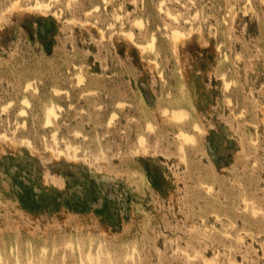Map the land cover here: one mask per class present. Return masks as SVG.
Returning <instances> with one entry per match:
<instances>
[{
    "label": "rangeland",
    "instance_id": "1",
    "mask_svg": "<svg viewBox=\"0 0 264 264\" xmlns=\"http://www.w3.org/2000/svg\"><path fill=\"white\" fill-rule=\"evenodd\" d=\"M36 1L0 0V264H264V0Z\"/></svg>",
    "mask_w": 264,
    "mask_h": 264
},
{
    "label": "bare ground",
    "instance_id": "2",
    "mask_svg": "<svg viewBox=\"0 0 264 264\" xmlns=\"http://www.w3.org/2000/svg\"><path fill=\"white\" fill-rule=\"evenodd\" d=\"M17 1V0H16ZM31 1V0H30ZM49 1V0H48ZM105 1V0H104ZM162 1V0H161ZM54 2V1H53ZM65 2V1H64ZM66 2H68V1H66ZM26 3V2H25ZM113 3V2H112ZM13 4H15V2H13ZM35 5L32 7V8H34L35 10H37V11H45V10H48V8H49V5L47 4V3H45L44 1L42 2V1H39V0H37L35 3H34ZM55 4H56V1H55ZM23 6L25 5V4H22ZM65 5V4H64ZM103 5V4H102ZM32 6V5H31ZM69 6V5H68ZM105 6V5H104ZM159 6V5H158ZM26 7V6H25ZM30 8V7H29ZM54 8V7H53ZM52 8V9H53ZM163 9V8H162ZM34 10V11H35ZM114 10V9H113ZM49 12H50V10H49ZM90 12V11H89ZM115 12V11H114ZM166 12V11H165ZM167 13V12H166ZM171 13V12H170ZM165 14V13H164ZM168 15V14H167ZM117 16H119V15H116V17ZM174 16V15H173ZM170 17H172V14L170 15ZM173 20V19H172ZM177 20H175V22H176ZM173 22V21H172ZM176 24V23H175ZM172 31V30H171ZM172 34V33H171ZM130 36V35H129ZM173 36H174V38H176V39H180L183 35H182V33L181 32H179V31H177V30H175L174 29V31H173ZM172 37V36H171ZM131 38V37H130ZM153 40H154V38H153ZM152 41V40H151ZM150 43H152V42H150ZM149 45V44H148ZM150 46V45H149ZM149 46L147 47V48H149ZM151 49V48H150ZM218 49V48H217ZM79 77H81V76H79ZM80 79V78H79ZM79 79H78V81H79ZM29 83V82H28ZM27 83V85H29ZM79 83V82H78ZM82 83V82H81ZM228 84V83H227ZM227 84L225 83V86H227ZM26 85V87H28ZM226 88V87H225ZM24 89H25V87H24ZM59 92H60V90H58ZM55 92V91H54ZM25 98V97H24ZM23 101V100H22ZM26 100H24V102H25ZM23 102V103H24ZM26 103H27V101H26ZM25 104V103H24ZM25 105H27V104H25ZM50 105V104H49ZM55 105V104H54ZM120 105V104H119ZM123 105V104H122ZM50 106H52V103H51V105ZM56 107V106H55ZM58 107V106H57ZM123 107V106H122ZM48 108V107H47ZM46 108V115H45V121H46V123L44 122V124H51V122L53 123L54 121H52V118H53V116L55 117L56 115H55V112H54V109H53V107H49L48 109ZM164 110H166V109H164ZM167 112V111H166ZM23 113V112H22ZM171 118L175 121V122H182V121H184V119L186 118V116H187V113L184 111V110H181V109H177V110H172L171 112ZM162 114H163V111H162ZM115 115V114H114ZM109 120H111V118H109ZM44 121V120H43ZM195 124V123H194ZM193 125V124H192ZM153 126V125H152ZM179 127V126H178ZM194 129H196V131L197 130H199V127H198V125H193L192 126ZM150 130V129H149ZM145 131H146V129H145ZM152 131V130H151ZM177 134V133H176ZM141 135V134H140ZM178 137L180 138V140L183 142V143H187V142H193V140H194V136L192 135V134H189V133H185V132H183V131H180L179 133H178ZM140 140V139H139ZM138 140V142H141V140L139 141ZM139 144V143H138ZM179 147V146H178ZM179 149V148H178ZM181 149H182V147H181ZM247 203V202H246ZM254 211V210H253ZM99 251H100V249H99ZM43 252V251H42ZM15 253V252H14ZM96 254V253H95ZM18 255V254H17ZM96 256V255H95ZM95 256H94V258H95ZM18 257V256H17ZM86 257V256H85ZM91 257V256H90ZM87 258H88V256H87ZM96 258H97V256H96ZM95 260V259H94ZM30 261V260H29ZM97 261V260H96ZM15 262V261H14ZM79 262H81V261H79ZM15 263H17V261L15 262ZM88 263H90V262H88ZM208 263V262H207ZM81 264H83V263H81Z\"/></svg>",
    "mask_w": 264,
    "mask_h": 264
}]
</instances>
